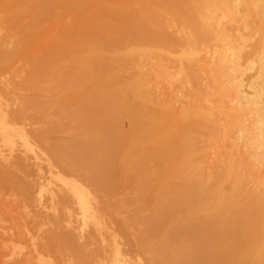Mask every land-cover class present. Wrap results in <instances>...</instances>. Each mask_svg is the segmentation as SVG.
I'll list each match as a JSON object with an SVG mask.
<instances>
[{
  "label": "bare ground",
  "instance_id": "1",
  "mask_svg": "<svg viewBox=\"0 0 264 264\" xmlns=\"http://www.w3.org/2000/svg\"><path fill=\"white\" fill-rule=\"evenodd\" d=\"M0 20V64L21 60L37 91L8 107L15 92L0 90L1 190L20 202L0 198V214L34 221L0 224L4 241L47 225L68 264H146L140 253L148 264H264V0H0ZM164 77L184 100L162 97ZM28 110L58 119L26 129ZM17 141L44 146L46 157L33 153L46 174L14 156ZM93 188L129 194L111 202ZM109 201L134 209L114 229L101 220ZM129 238L134 258L120 247Z\"/></svg>",
  "mask_w": 264,
  "mask_h": 264
},
{
  "label": "rangeland",
  "instance_id": "2",
  "mask_svg": "<svg viewBox=\"0 0 264 264\" xmlns=\"http://www.w3.org/2000/svg\"><path fill=\"white\" fill-rule=\"evenodd\" d=\"M237 23H240V25H242V22L239 21V20L237 21ZM5 29H6V27H5L4 23H2V20H0V36H3V34L6 33V30ZM242 31H244L246 33V31H248V29L247 28H244V30H242ZM5 45H6L7 48L11 47L10 46L11 43H7ZM2 46H3V48L5 47L4 45L0 44V51H1V49H3ZM245 48L248 49V46H246ZM0 65H1L0 66V84L3 83L2 85H0V90H1V88L2 89L5 88V86H6L8 88L9 87L13 88V90L15 92L12 95V98L10 97V99H7V102L9 103L8 107H10V106L11 107H16L17 104H20V101H19L20 98H22V97H24L26 95L27 96H30L32 93L37 92L36 90H32V87L29 86V85H27L25 83V81H23V76L25 74V65L23 64V62L21 60L11 59L10 61L6 62V64L5 63H1ZM168 70H169V72L172 75H174V73L176 71V68H175L174 65H170V66H168ZM251 70L252 69H248L247 71L244 72L245 73L244 75H245L246 79L248 77V76H246V73L248 75L249 74L248 72H252ZM245 77H243L244 78V81H246ZM4 83H6L7 85L4 84ZM161 84L163 85V87H165V92L162 95V97H164V98H170L172 95H177L180 99H183L184 100L186 98V96L183 97V94H184L183 93V90L184 89L181 87V85L179 84L178 81H171L169 77H167V78L164 77V78H162ZM248 90H251V89H248ZM14 95H15V98L13 97ZM137 104H138V102H135V105H137ZM180 108H181V103L176 105V110L177 111L180 110ZM27 112L33 113V117H36V118H34V121H30V119L29 120L26 119V122L27 121H30V123L27 122L30 125H28L27 123H26V125L24 124V127L25 128L27 127L26 129H29L30 127H33V128H35V127H42V123H46L47 121H52L54 119L55 120L58 119L57 114L49 112V113L46 114L47 117L46 118H43V120H45V119H48V120H46L45 122L44 121L42 122L41 121L42 118L41 119L38 118L37 112H35L34 110H28ZM24 123H25V120H24ZM125 126H126V124H125ZM30 129H32V128H30ZM242 133L243 132H237V131H235L234 132V135L235 136H238V135L240 136V135H242ZM67 135H69V132H67V131H65L63 133H55L50 138V140H55V139H53L55 137L67 136ZM238 140L241 141V139H238ZM17 143L15 144L16 146L14 145V147L17 149V150H15L13 152L14 154L16 153L14 156L15 157H17L19 155L24 156L25 157V160H26L25 162L28 164V167H32V168H35L36 165H37V163H39V164H40V162H41V164L43 163L42 166H41L43 170H41V172L42 173H45V172H43V171H45V167H44L45 162L43 160H41V159H35L34 158V153H33L35 151V153L38 156H40L42 158L43 157H46V155L44 154V151H45L44 148H43L44 146L40 145V143L35 142L34 145H33L34 150L32 152L30 150L25 151L23 149V147L19 145V142L18 141H17ZM212 144H214V147L211 148L210 151H209L210 152V159L213 158L214 154L218 151L219 146L225 145V140H223V138H220L218 142H216V143L213 142ZM40 147H41V149H40ZM241 150H244V148H242ZM29 163H33V165L31 166V164H29ZM34 164H35V167H33ZM0 185H1L0 186V198L3 197V200L4 201H6V202L9 201L10 202L9 204H11L13 207L14 206H18L20 204V202L18 201L19 199L15 198V196H13L11 194H9V195L4 194V192L1 190V188H3L5 185L3 184L2 181H0ZM48 186H50V185H48ZM3 189H4L5 192L7 191V188L6 187H4ZM92 192L94 194H96L98 192L97 195L100 194L101 196H103L102 197L103 199L104 198L105 199L107 198V199H109L112 202V200L114 201L115 199H122L125 196H127L129 194V189H125L122 192H120L119 194H116V196H115L116 198L115 197L108 198L107 195H105L103 192H100V191H98V190H96L94 188H93ZM44 194L46 196L48 194V192L43 191V197H44ZM39 206H40V208H43L45 210H48V209L44 208L43 206H41L39 204H38V206L37 205L36 206L34 205L32 207V210H36V211H37V209L39 210L40 209ZM99 206L101 207V210L103 212V213H101L102 214L101 216L102 217L104 216L103 219L101 217V220L102 221H104V220L105 221L106 220L108 221L109 220L108 222H105V223L110 224L111 228H113V226L116 227L117 224H115V222H117L119 219L120 220L126 219L128 217L127 215H129L130 213H132L134 211V209H133L132 206L128 207L127 205H123L121 208H117V207L113 206L112 203L109 206V204L104 205V203L100 202L99 203ZM35 208H37V209H35ZM32 210H30L29 215L32 214V212H35V211H32ZM9 213H11V214H9ZM145 213H147V212H145ZM0 217L3 218V220L0 221V224H2V225H8L10 223L13 224V222L16 223L17 221H18L17 222L18 224H19V222L20 223L23 222V223H25L28 226H33L34 225V221L31 219V215L30 216L24 215V211H22L20 208L15 209V212L1 213L0 214ZM17 217H19V218H17ZM43 228H45L46 231H44L42 233H28L24 237H21L18 241L16 240L14 242L4 241V237H6L8 235L9 231H7L6 229L0 230V256H1L0 257V264H15L19 260H23V258L25 257V255L28 254L29 252H32V255H31L32 256L31 257L32 259H30V261L28 260L27 263H25V264H28V263L29 264H33V263L34 264H38L39 263V259H38V257H36L37 254L35 252H41V254H43L42 257H46L47 254L48 255L50 254L49 256H50V258L52 260H54L55 264H65V262H66V264H68L67 261H63V262L61 261V260H63V258L66 259L68 257L67 253L65 252L67 250L65 248L63 249L62 248L63 246L62 245H59V243L55 239H52L51 237H48V235H49L48 234L49 233V229H48V226L47 225L43 226ZM88 228L86 227V229H88ZM108 230H110V228ZM23 238H25V239H23ZM10 243H15V244L19 245V247H18L19 249L16 247L17 245H14L13 244L16 247V248L13 247L14 248V252H13V249H11L12 246L10 245ZM120 244H121L120 247L123 250L130 251L129 253H127V256L134 258L135 255H133V254H135V249H136V245H137L136 244V240L134 238H129V239H125V240L123 239ZM8 245H10V246H8ZM21 245L23 247L20 248ZM30 245L32 247H30ZM50 246H51V248H50ZM9 248L12 250V251H10V252H13L12 254H9L10 253L8 251V250H10ZM35 249H39V250L38 251H34ZM15 250H17V252L19 251V253L21 251L22 252L19 255V253L17 254V252ZM22 254H23V257H22ZM35 254H36V256H35ZM142 254L143 253L138 254L139 258H142L140 260L142 262L146 263V264H148V262L150 263V261H148V259H146V256H143L145 254H143V255ZM36 259H37V261H36ZM73 263L78 264L76 262H73Z\"/></svg>",
  "mask_w": 264,
  "mask_h": 264
}]
</instances>
